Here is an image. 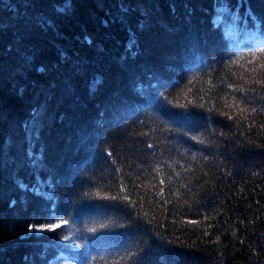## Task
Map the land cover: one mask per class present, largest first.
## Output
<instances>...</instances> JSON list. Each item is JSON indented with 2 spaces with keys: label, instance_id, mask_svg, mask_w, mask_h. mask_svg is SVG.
Returning a JSON list of instances; mask_svg holds the SVG:
<instances>
[{
  "label": "trees",
  "instance_id": "1",
  "mask_svg": "<svg viewBox=\"0 0 264 264\" xmlns=\"http://www.w3.org/2000/svg\"><path fill=\"white\" fill-rule=\"evenodd\" d=\"M261 64L264 0H0V264H264Z\"/></svg>",
  "mask_w": 264,
  "mask_h": 264
},
{
  "label": "snow or ice",
  "instance_id": "2",
  "mask_svg": "<svg viewBox=\"0 0 264 264\" xmlns=\"http://www.w3.org/2000/svg\"><path fill=\"white\" fill-rule=\"evenodd\" d=\"M260 67L264 68V64H261ZM259 82L261 84H264V80L259 81ZM229 87H232V85H229ZM241 90H242V88H241ZM226 106L232 107V105H226ZM181 107H184V105H181ZM240 111L243 112V109H240ZM252 111L255 112L256 109L253 108ZM261 111L264 112V108H261ZM223 114L224 115H227V116H229V118H231V116L228 113H223ZM244 118L246 119L247 117H244ZM261 127H264V125H261ZM125 199H127V197H125ZM65 223H67V222L65 221ZM34 227H35V230H37V231H42V230H55L56 228H59L60 225H58V224L57 225H51L50 224V225H46V226H34ZM64 239L67 240L68 237L65 236ZM141 264H147L146 260L145 261H142Z\"/></svg>",
  "mask_w": 264,
  "mask_h": 264
}]
</instances>
